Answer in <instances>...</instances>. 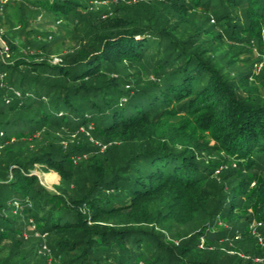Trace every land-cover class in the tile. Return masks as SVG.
<instances>
[{"label":"trees","instance_id":"16d2710c","mask_svg":"<svg viewBox=\"0 0 264 264\" xmlns=\"http://www.w3.org/2000/svg\"><path fill=\"white\" fill-rule=\"evenodd\" d=\"M262 27L264 0H0V250H20L27 217L51 264H215L200 241L264 223V86L221 52ZM176 112L194 126L165 129ZM197 215L208 224L172 247L138 225ZM13 254L0 264H39Z\"/></svg>","mask_w":264,"mask_h":264},{"label":"rangeland","instance_id":"374dc122","mask_svg":"<svg viewBox=\"0 0 264 264\" xmlns=\"http://www.w3.org/2000/svg\"><path fill=\"white\" fill-rule=\"evenodd\" d=\"M246 42L247 40L240 41L236 44L235 42H231L234 46L233 49L229 48L230 44L226 43L223 51L221 52H226V62L227 60H232L234 62L232 64V70H234V72H250V82L254 85V88H257L258 90L260 89L262 91L264 86V27L261 29L260 41H253V47L248 48V44ZM56 60L57 57L51 58L52 62H56ZM163 121L165 129H169V127L178 126L180 124H185L187 128H192L194 126L192 118L184 112H176L172 115L166 116L163 118ZM85 135L90 139L93 138L91 133L87 132ZM204 135L205 139L209 141L210 145H212L214 142L213 139L210 138L207 132H205ZM78 137L79 135L77 138ZM70 139L73 141L75 136H72ZM117 147H119V145H117ZM103 148L104 147H102V149ZM196 155L199 157V160L202 161H205L208 158L204 151L196 152ZM212 156L214 157L215 155ZM204 163H206V161ZM234 166L235 163H233L232 167ZM225 168L226 167L224 165H220L218 169L211 173V176L219 180V171ZM6 173L10 174V172L7 171ZM30 173L37 177L40 185L51 192H55L56 187L60 184V177L54 171H43L39 167H35L30 171ZM13 205L16 206L15 204ZM8 211H10L13 215L21 214L17 212L16 209H2V216H5V213ZM20 222L23 224L20 225L21 233L15 234L17 238L23 240L22 246L19 248L20 250H0V258L4 259L7 255L14 253L13 256H16V253L17 255L20 253L22 255L28 254L29 256L35 258V261L39 262V264H51L49 258H45L50 254L47 234H41L39 232L33 233L28 231L29 228H33V223L30 218L22 217ZM101 224H114L122 227L133 225L132 222L127 221L126 218L113 221L108 220L102 222ZM207 224V220L202 218L201 215H197L193 221L183 225L173 224L166 226L165 224H156L154 222L141 223L138 225L146 228L149 231H153L156 236L160 237L164 242L170 243L171 246L172 243L177 245L180 244L181 241L186 240L195 231L201 229L203 225L206 226ZM220 224L224 229H229L226 224H222L221 222ZM138 225L136 224V226ZM249 229L250 234L245 237L240 232L235 233L233 230L227 231L223 237L219 238L215 242V244L209 245L208 247H206L204 244H202V241H200L198 247H200L202 252L201 254L203 260H206L208 263L215 264H239V259L243 258L245 260H251L250 264H264V223L253 219ZM206 234L209 235L208 232H206ZM15 260H17V258L11 259L10 263L14 264Z\"/></svg>","mask_w":264,"mask_h":264},{"label":"built area","instance_id":"2783aa9c","mask_svg":"<svg viewBox=\"0 0 264 264\" xmlns=\"http://www.w3.org/2000/svg\"><path fill=\"white\" fill-rule=\"evenodd\" d=\"M2 1H4V0H2ZM1 32H2V29L0 28V35H1ZM6 50H7L6 43H5L4 39L2 37H0V54H1V56H2V53L5 54ZM5 55L7 56V54H5ZM44 248H45V246H44ZM48 252H49V250H48Z\"/></svg>","mask_w":264,"mask_h":264},{"label":"bare ground","instance_id":"6f19581e","mask_svg":"<svg viewBox=\"0 0 264 264\" xmlns=\"http://www.w3.org/2000/svg\"><path fill=\"white\" fill-rule=\"evenodd\" d=\"M47 176V175H46Z\"/></svg>","mask_w":264,"mask_h":264}]
</instances>
